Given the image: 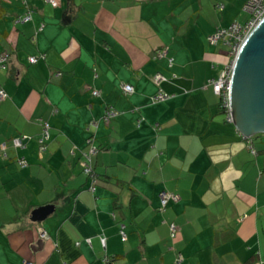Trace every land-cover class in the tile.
<instances>
[{"label": "crops", "instance_id": "1", "mask_svg": "<svg viewBox=\"0 0 264 264\" xmlns=\"http://www.w3.org/2000/svg\"><path fill=\"white\" fill-rule=\"evenodd\" d=\"M244 1L0 0V264H264V133L210 82L228 47L207 37Z\"/></svg>", "mask_w": 264, "mask_h": 264}, {"label": "built area", "instance_id": "2", "mask_svg": "<svg viewBox=\"0 0 264 264\" xmlns=\"http://www.w3.org/2000/svg\"><path fill=\"white\" fill-rule=\"evenodd\" d=\"M22 4L26 5V0H19ZM46 2L51 3L52 5L59 4V0H45ZM243 10L247 13V18L243 21H233L229 23L227 26L219 27L214 32L208 35V40L211 43L221 42L228 47V58L223 64L222 68L219 71V74L216 78L212 79L210 82L212 83V87L214 91L218 94L220 102L222 106L225 108L226 117L229 120H232V113L230 107V90H231V79H232V70L235 57L244 42L245 38L248 34L257 26L259 21L264 17V0H245L243 3ZM31 17V10L28 8L25 13H23L20 18L23 20H27ZM42 29V24L39 26L38 30ZM167 49H158L155 51L154 56L162 57L166 54ZM8 53L7 51L0 52V64L5 66L7 61ZM36 55H30L28 57L30 62H35L37 60ZM161 74H157L155 76V80H160ZM122 89L124 93H129L133 90V86L129 82H125L122 85ZM93 94H98V91L93 89ZM6 95V92L3 87H0V99H3ZM165 94L159 91L156 97L161 98L164 97ZM117 113V110L113 107H108L104 114L103 119L108 121L111 117H113ZM49 127L50 123L47 120H41V131L38 137L39 147L43 149L45 147V143L49 138ZM250 141V136H247ZM29 138V135L19 134L15 135L11 138L12 145L14 147L23 146L24 139ZM251 146V145H250ZM19 162L21 165L25 166L26 161L24 158H19ZM84 168L86 173L93 174L92 168L90 164L84 163ZM94 188V186H92ZM160 198V209H164L167 202L169 200L176 201L178 199V194L173 191L161 190L159 193ZM170 228V237L174 238L176 232L178 230V225L174 221L169 223ZM121 236L124 238L125 231L120 229ZM47 233L42 231L40 236H46ZM89 240V238H87ZM105 264H109V258L104 257ZM24 264H35L32 260L25 259ZM45 264V263H39ZM173 264H183V255L178 252L175 255V259Z\"/></svg>", "mask_w": 264, "mask_h": 264}, {"label": "water", "instance_id": "3", "mask_svg": "<svg viewBox=\"0 0 264 264\" xmlns=\"http://www.w3.org/2000/svg\"><path fill=\"white\" fill-rule=\"evenodd\" d=\"M230 107L232 121L245 136L264 133V17L242 43L233 64ZM46 208L33 211L42 216Z\"/></svg>", "mask_w": 264, "mask_h": 264}, {"label": "trees", "instance_id": "4", "mask_svg": "<svg viewBox=\"0 0 264 264\" xmlns=\"http://www.w3.org/2000/svg\"><path fill=\"white\" fill-rule=\"evenodd\" d=\"M219 102H220V99H219ZM220 106H221L222 109L225 110V108L222 106L221 102H220ZM256 134L261 136V135H262V132H259V133H256ZM254 136H255V134H254ZM109 263H110V262H109Z\"/></svg>", "mask_w": 264, "mask_h": 264}]
</instances>
